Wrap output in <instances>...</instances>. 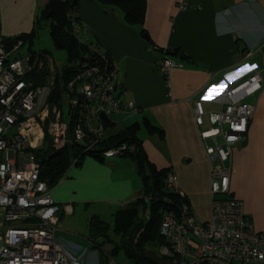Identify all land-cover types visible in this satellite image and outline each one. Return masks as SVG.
<instances>
[{"label":"crops","instance_id":"crops-1","mask_svg":"<svg viewBox=\"0 0 264 264\" xmlns=\"http://www.w3.org/2000/svg\"><path fill=\"white\" fill-rule=\"evenodd\" d=\"M47 1L0 0V32L7 37L30 32L36 13ZM75 14L77 39L115 61L118 96L122 101L132 100L138 109L132 114H113L106 132L114 134L138 122L137 136L149 161L175 173L191 208L203 219L210 215L211 164L200 131L211 126L209 113L224 106L216 98L222 88L217 84L223 78L231 85L254 72L260 75L261 87L243 99L254 105V113L244 139L233 145L227 162L231 166L229 195L243 202L254 228L264 231V0H146L145 34L127 26L120 9L96 0H78ZM174 49L187 57L181 60ZM165 54L180 63L167 76L155 68ZM245 70L250 72L242 74ZM196 101L204 110L199 126L194 115ZM138 116L140 122L131 120ZM143 119L163 130V135L149 133ZM117 126L118 130L109 132ZM207 142L211 144L210 139ZM141 187L131 158L99 161L85 157L49 188L61 207L58 237L76 252L86 249L84 264H101L99 251L87 239L90 217L112 215L139 197Z\"/></svg>","mask_w":264,"mask_h":264},{"label":"built area","instance_id":"built-area-1","mask_svg":"<svg viewBox=\"0 0 264 264\" xmlns=\"http://www.w3.org/2000/svg\"><path fill=\"white\" fill-rule=\"evenodd\" d=\"M89 48L95 56L82 62L64 89L68 101L64 119L58 101L48 99L55 78L39 83V57L24 53L22 40L10 43L0 32V264H84L86 249L76 252L57 235L61 207L39 178L35 150L49 142L54 150L78 144L82 152H93L113 114L137 112L132 100L122 101L117 94L115 61L98 47ZM157 64L163 74L180 66L169 57ZM217 85L222 88L216 98L224 106L209 113L211 126L200 131L211 164L209 217L203 219L193 211L174 172L165 178L164 188L181 199L176 208L163 211L159 226L165 243L158 251L170 264H264V231L254 228L240 199L228 196L231 166L227 162L233 145L244 139L254 113V105L243 99L261 87V77L254 72L236 84L221 79ZM203 114L196 101L198 126ZM135 148L134 143L123 142L100 155L103 159L123 156ZM38 245L45 250L37 251ZM109 264H114L111 259Z\"/></svg>","mask_w":264,"mask_h":264},{"label":"trees","instance_id":"trees-1","mask_svg":"<svg viewBox=\"0 0 264 264\" xmlns=\"http://www.w3.org/2000/svg\"><path fill=\"white\" fill-rule=\"evenodd\" d=\"M96 1L100 5L120 9L123 13L124 23L130 27H138L140 33L145 34L146 31L143 25L146 0ZM77 3L78 0H48L44 7L36 13L30 32L20 33L13 37L5 36L10 43H14L17 39L22 40V51L24 53L26 52L32 57L36 55L39 58L41 56L47 57L48 51L34 50L32 45L42 23H48L49 35L56 47L67 51L66 64L62 67L60 74H56L55 87L48 95L50 102L59 101L61 90L65 89L67 82L74 77L82 62L95 56L89 48L90 45L82 43L75 35L74 27L78 23L75 14ZM26 44L27 48L24 50V45ZM173 52L181 60L187 57L178 49H174ZM106 56L111 59L107 54ZM165 57L171 58L169 54H165L157 60ZM173 60L176 61L175 59ZM155 68L160 71L157 61ZM39 70L41 74L38 75L40 78L38 82H46L48 76H50V69L47 68L46 70L42 66ZM163 75L167 76L168 74ZM117 94H119L118 91ZM109 122L106 121V131L107 127L112 124ZM142 124L149 133L163 135V130L151 124L148 120L143 119ZM139 127V123L134 122L114 134L106 132L104 138L98 142L93 152H82V148L78 144H68L62 149L54 150L49 142L45 144V147L35 150V155L40 164L39 178L50 188L66 175L72 165L79 166L85 157H93L99 161H104L100 155L102 151L123 142L135 144V150L123 156L129 157L134 161L137 172L142 179L140 196L117 208L112 214L111 225L98 215H92L88 221L87 239L91 247L99 251L101 264H109L111 255L116 254L119 250H122L125 256L136 264H170L167 256L161 255L159 251L158 254L154 253L146 245L155 243L159 246L165 243V240L159 234L162 213L164 210L176 208L181 199L176 193L167 191L164 188L165 178L170 169H159L149 161L142 147V140L137 136ZM228 196L233 197L229 194ZM146 210H148L147 213L145 212ZM111 229L114 235L118 237L117 241L111 238L109 234ZM107 244L112 246L111 249L103 251L104 246ZM194 264L206 263L198 262Z\"/></svg>","mask_w":264,"mask_h":264},{"label":"rangeland","instance_id":"rangeland-1","mask_svg":"<svg viewBox=\"0 0 264 264\" xmlns=\"http://www.w3.org/2000/svg\"><path fill=\"white\" fill-rule=\"evenodd\" d=\"M27 44L24 45V50H26ZM34 50H46L48 51L47 57L41 56L39 59L42 63L43 68L47 70L49 68L51 70L50 76H48V81L53 77H56V74H60L62 67L66 64L67 61V51L65 49H59L56 47L53 39L49 35L48 23H42L41 28L38 30L37 35L34 38V44L32 45ZM245 74V71L242 72ZM243 77V75H242ZM225 81L226 79L223 78ZM243 80V79H242ZM241 81V80H240ZM228 82V81H226ZM239 82V81H238ZM41 83V82H40ZM59 107L63 111L64 119H67L68 116V101L65 96L64 89L61 90L59 101L57 102ZM114 117H120L119 115ZM139 120L140 117L132 118L131 120ZM129 123V122H128ZM120 127H115L114 129H110L109 132H115ZM139 133L141 135L145 134V131L141 128ZM219 142L222 141V138L218 137ZM97 205H102L104 207V203H98ZM108 207V206H107ZM113 208V207H112ZM115 210V209H114ZM107 214L103 215L102 219L107 221L110 225L112 224V215L110 212H106ZM86 231V228H85ZM111 238L113 240H118V237L114 235L112 229L109 232ZM150 248L154 253L158 254V245L155 243H148L146 245ZM111 249L112 246H108ZM107 246H104L103 251H107ZM108 249V250H109ZM111 259L115 264H136L134 261L125 256L122 250H119L116 254L111 255Z\"/></svg>","mask_w":264,"mask_h":264},{"label":"bare ground","instance_id":"bare-ground-1","mask_svg":"<svg viewBox=\"0 0 264 264\" xmlns=\"http://www.w3.org/2000/svg\"><path fill=\"white\" fill-rule=\"evenodd\" d=\"M36 250L39 251V252L40 251H44L45 247L43 245H38Z\"/></svg>","mask_w":264,"mask_h":264},{"label":"water","instance_id":"water-1","mask_svg":"<svg viewBox=\"0 0 264 264\" xmlns=\"http://www.w3.org/2000/svg\"><path fill=\"white\" fill-rule=\"evenodd\" d=\"M167 53H170L171 54V51H167Z\"/></svg>","mask_w":264,"mask_h":264}]
</instances>
